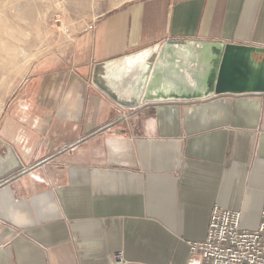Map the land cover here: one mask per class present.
Masks as SVG:
<instances>
[{
  "label": "crops",
  "instance_id": "0c3cea01",
  "mask_svg": "<svg viewBox=\"0 0 264 264\" xmlns=\"http://www.w3.org/2000/svg\"><path fill=\"white\" fill-rule=\"evenodd\" d=\"M168 39L264 47V0H130L27 78L0 128L27 169L0 182V264H188L215 205L258 228L264 94L126 109L92 83Z\"/></svg>",
  "mask_w": 264,
  "mask_h": 264
},
{
  "label": "water",
  "instance_id": "95a60500",
  "mask_svg": "<svg viewBox=\"0 0 264 264\" xmlns=\"http://www.w3.org/2000/svg\"><path fill=\"white\" fill-rule=\"evenodd\" d=\"M262 54L257 45L168 39L97 62L91 80L126 109L264 94V59L255 57ZM26 171L13 145L0 138V182Z\"/></svg>",
  "mask_w": 264,
  "mask_h": 264
},
{
  "label": "rangeland",
  "instance_id": "374dc122",
  "mask_svg": "<svg viewBox=\"0 0 264 264\" xmlns=\"http://www.w3.org/2000/svg\"><path fill=\"white\" fill-rule=\"evenodd\" d=\"M127 1L0 0V128L24 81L62 66L75 36Z\"/></svg>",
  "mask_w": 264,
  "mask_h": 264
},
{
  "label": "built area",
  "instance_id": "2783aa9c",
  "mask_svg": "<svg viewBox=\"0 0 264 264\" xmlns=\"http://www.w3.org/2000/svg\"><path fill=\"white\" fill-rule=\"evenodd\" d=\"M94 27L89 24L85 30ZM111 264H125L123 252L110 255ZM188 264H264V205L257 229L241 227V212L212 208L206 237L190 244Z\"/></svg>",
  "mask_w": 264,
  "mask_h": 264
},
{
  "label": "bare ground",
  "instance_id": "6f19581e",
  "mask_svg": "<svg viewBox=\"0 0 264 264\" xmlns=\"http://www.w3.org/2000/svg\"><path fill=\"white\" fill-rule=\"evenodd\" d=\"M64 30H66V28H64Z\"/></svg>",
  "mask_w": 264,
  "mask_h": 264
}]
</instances>
